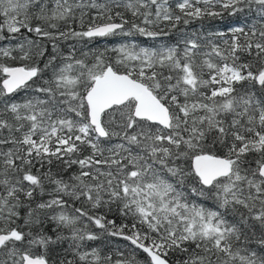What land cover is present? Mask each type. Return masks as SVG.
<instances>
[{
  "label": "snow or ice",
  "instance_id": "obj_1",
  "mask_svg": "<svg viewBox=\"0 0 264 264\" xmlns=\"http://www.w3.org/2000/svg\"><path fill=\"white\" fill-rule=\"evenodd\" d=\"M0 42V264H264V0H0Z\"/></svg>",
  "mask_w": 264,
  "mask_h": 264
},
{
  "label": "trees",
  "instance_id": "obj_2",
  "mask_svg": "<svg viewBox=\"0 0 264 264\" xmlns=\"http://www.w3.org/2000/svg\"><path fill=\"white\" fill-rule=\"evenodd\" d=\"M232 22H233L232 18H228V17H225L224 20H214V21L205 20L203 22V27H202L201 22L195 21V22L191 23L190 25H188L185 28V31L188 32L189 34L191 32H194V31H196V32L203 31L206 34L209 29H212V30L225 29L226 26ZM179 27L184 28L185 26L183 24H181ZM177 36H178V33L173 32L167 37H162L161 40H159V41H148L143 37H139L138 35L132 36V37L117 36V37H110V38H97V39L91 41L87 45V48H90L93 50H95V49L103 50L104 48H111L112 46L118 45L122 42L132 41V40H134L136 43H138L141 46H149V45L154 46L160 42L175 44V42L177 40ZM73 43H76V42L68 41L67 46L70 44H73ZM76 46L78 48L84 47L83 44H77ZM9 63H13V62H9ZM45 74L47 75L48 73L46 72ZM20 95L23 96L24 93L22 92ZM17 98L19 99V97H17ZM205 203L207 204V206H211L210 203H207V202H205ZM116 243L119 244L120 246H123L124 244H126V242L122 241V240H118V241H116ZM145 258L146 257L142 253L139 254V259L141 261V264H143V261Z\"/></svg>",
  "mask_w": 264,
  "mask_h": 264
},
{
  "label": "rangeland",
  "instance_id": "obj_3",
  "mask_svg": "<svg viewBox=\"0 0 264 264\" xmlns=\"http://www.w3.org/2000/svg\"><path fill=\"white\" fill-rule=\"evenodd\" d=\"M67 42H68V41H67ZM67 42H62V44H61V49H62V51H64L65 53L68 51ZM48 50L51 51V46L48 47ZM9 62H11V61H9Z\"/></svg>",
  "mask_w": 264,
  "mask_h": 264
},
{
  "label": "flooded vegetation",
  "instance_id": "obj_4",
  "mask_svg": "<svg viewBox=\"0 0 264 264\" xmlns=\"http://www.w3.org/2000/svg\"><path fill=\"white\" fill-rule=\"evenodd\" d=\"M0 43H6V42H0ZM47 47H49V45H48ZM41 66H42V65H41Z\"/></svg>",
  "mask_w": 264,
  "mask_h": 264
},
{
  "label": "water",
  "instance_id": "obj_5",
  "mask_svg": "<svg viewBox=\"0 0 264 264\" xmlns=\"http://www.w3.org/2000/svg\"><path fill=\"white\" fill-rule=\"evenodd\" d=\"M145 255V254H144ZM145 257H146V255H145Z\"/></svg>",
  "mask_w": 264,
  "mask_h": 264
},
{
  "label": "bare ground",
  "instance_id": "obj_6",
  "mask_svg": "<svg viewBox=\"0 0 264 264\" xmlns=\"http://www.w3.org/2000/svg\"><path fill=\"white\" fill-rule=\"evenodd\" d=\"M50 47V46H49Z\"/></svg>",
  "mask_w": 264,
  "mask_h": 264
}]
</instances>
